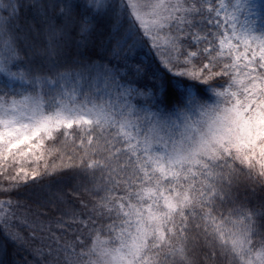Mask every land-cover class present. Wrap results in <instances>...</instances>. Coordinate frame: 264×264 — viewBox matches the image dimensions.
<instances>
[{"label":"snow or ice","instance_id":"snow-or-ice-1","mask_svg":"<svg viewBox=\"0 0 264 264\" xmlns=\"http://www.w3.org/2000/svg\"><path fill=\"white\" fill-rule=\"evenodd\" d=\"M0 264H264V0H0Z\"/></svg>","mask_w":264,"mask_h":264},{"label":"trees","instance_id":"trees-1","mask_svg":"<svg viewBox=\"0 0 264 264\" xmlns=\"http://www.w3.org/2000/svg\"><path fill=\"white\" fill-rule=\"evenodd\" d=\"M209 102H211V100H209Z\"/></svg>","mask_w":264,"mask_h":264}]
</instances>
